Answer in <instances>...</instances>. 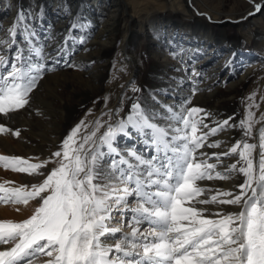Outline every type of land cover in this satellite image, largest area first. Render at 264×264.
Returning <instances> with one entry per match:
<instances>
[{
    "label": "snow or ice",
    "instance_id": "1",
    "mask_svg": "<svg viewBox=\"0 0 264 264\" xmlns=\"http://www.w3.org/2000/svg\"><path fill=\"white\" fill-rule=\"evenodd\" d=\"M261 8L255 4L256 12ZM32 19L19 12L7 37L0 38V114L4 117L28 105L45 72L54 70L60 58L67 64L75 45L84 43L83 36H73L74 30H87L88 22L79 15L52 52L46 51L49 43L40 42ZM35 19L42 20V13ZM199 75L193 68L191 76ZM162 91L167 94V89ZM196 91L193 81L191 95L178 106L162 104L163 112L134 101L124 118L117 108V119L111 122L110 109L101 113L108 120L89 122L93 130L82 137L81 129L89 125L81 120L60 150L43 162L0 155L4 169L36 178L19 187L0 183V202L38 205L21 222H0V245H12L0 250V264H35L38 256L50 258L44 264H264V127L258 129V174L253 161L257 144L247 139L237 140L227 151L200 152L198 157L208 138L226 129H242V137H251L253 113L234 124L229 123L234 117L214 120L216 126L209 128L205 119L210 113L187 107ZM201 125L208 131L198 135ZM11 131L0 123V133ZM12 134L21 133L17 129ZM135 137L140 139L139 148L118 142ZM220 146L219 140L207 143L208 148ZM233 154L239 158L225 165L222 158ZM213 157L215 162L210 163ZM49 162L53 167H47ZM237 173L246 178L235 186L238 192L217 188L215 194L205 196L212 189L199 182L229 180ZM198 205H233L239 211ZM126 214L130 231L125 230ZM143 224L147 227L141 231Z\"/></svg>",
    "mask_w": 264,
    "mask_h": 264
},
{
    "label": "bare ground",
    "instance_id": "2",
    "mask_svg": "<svg viewBox=\"0 0 264 264\" xmlns=\"http://www.w3.org/2000/svg\"><path fill=\"white\" fill-rule=\"evenodd\" d=\"M255 4L262 5L260 11L256 12ZM36 10L39 12L34 13ZM19 12L34 19L37 13H42V20L36 21L38 31H35L41 43H49L48 52L63 41L74 18L79 15L88 22L86 32L73 31L77 38L84 37V43L75 45L67 64L60 58L61 63L54 70L45 72L36 89L38 95L30 100L29 106L9 113L8 117L0 114V123L12 129L7 134L0 133V155L31 158V163L43 162L60 150L67 129L81 118L84 108L104 90L110 103L107 110H112L115 122V110H121L125 94L116 76L130 69L124 74L127 77L125 85L143 79L139 62L142 60L141 49L145 47L151 59L147 72L152 78L146 84L142 80L146 95L131 97L125 116L134 101L159 112L164 111L162 104L178 106L191 95L192 82L195 81L197 91L187 107H199L210 113L205 119L209 128L216 126L214 120L218 122L229 117H234L229 120L230 124L237 123L246 107L241 112L236 100L254 70L260 64L264 67V0H233L231 3L230 0H0V38L7 37V29L16 22ZM252 12L255 14L249 15ZM28 23L26 20L25 24ZM17 37L22 43L20 35ZM250 44L261 53L252 54ZM48 63L51 64L52 60ZM185 67L187 72L175 71ZM75 68L80 72H74ZM193 68L200 74L198 77L191 76ZM109 73H112V81L105 87ZM178 78L183 79L182 84L177 83ZM259 82L250 90L255 94L253 108L261 104L257 109L258 123L254 125L250 139L242 137V129H226L210 136L207 141L219 140L221 146L208 148L206 143L197 151L198 157L200 152L211 155L227 151L237 140L247 139V142L257 144L253 161L258 174V129L264 127V78ZM164 89H167V94L162 91ZM113 92H116L114 98L111 96ZM107 110L102 108L92 121L100 119L101 113ZM17 129L21 133L19 137L12 134ZM207 131L208 128L201 125L197 134ZM118 142L122 147L133 144L140 147L139 137L133 140L119 138ZM238 158V154H233L222 159L227 165L235 163ZM209 162H215V158ZM47 167L51 168L53 164L49 162ZM217 170H221V166L218 165ZM245 179L237 173L229 180L199 183L212 189V192L205 193V196H210L217 188L238 192L235 186ZM34 182L35 177L0 165V183L6 187ZM37 206L35 201H29L27 205L0 202V222H21L29 218ZM198 207L239 211L233 205ZM124 225L126 231L131 230L127 214ZM11 246L0 245V250ZM48 259L38 256L35 264H44Z\"/></svg>",
    "mask_w": 264,
    "mask_h": 264
},
{
    "label": "rangeland",
    "instance_id": "3",
    "mask_svg": "<svg viewBox=\"0 0 264 264\" xmlns=\"http://www.w3.org/2000/svg\"><path fill=\"white\" fill-rule=\"evenodd\" d=\"M233 0H230V3L232 2ZM36 12H39V11H34V13ZM33 19L30 21V23L34 26V29L36 31H38V26L36 24V19H34V17H32ZM29 22V21H28ZM73 36H76L77 37V33L74 32L73 33ZM18 39V37H17ZM71 45V46H70ZM251 47H252V51L253 53L252 54H260L261 52L256 48L254 47V45L250 44ZM71 47H72V41L69 40V44H68V48L69 50H71ZM148 50L145 48L141 49V61L139 62L140 65L139 67H141L143 69V73H142V77L143 79H140L138 80V82H128L127 85L126 84V75H124L125 73H128L130 69H126V71L124 70L122 72V74H118V76H116L118 80V85L120 87L123 88V94L124 96V99H123V104L121 106V110L119 112V117L120 118H124L125 117V111H126V107H127V104H128V101L131 97H141V96H145L146 95V90H145V87L143 85V82L142 80H144L145 84L151 80V76L148 75V72H147V68L149 67L150 63H151V59H150V56L148 55ZM255 52V53H254ZM204 53L201 55V58L203 57ZM62 59V58H61ZM254 61H257V60H254ZM74 72H80L79 68H75ZM109 78L107 79L106 81V86H108V83L109 81L111 82V78H112V73H109ZM262 75V76H261ZM264 67L263 65H259L255 70H254V73L253 75H251L250 79L248 80V82L244 85V88H242L243 90H241V94L240 96L237 98L236 102H237V106H238V109L242 112V109L244 107H246L245 109V112L243 114V117L242 119H245L247 117V113L249 111H251L253 113V128H254V125L257 122V118L259 116V111H257L258 108L261 107V104H257L256 106L258 108H253L252 106V102H253V97H254V93H252L250 90L253 88V85L255 84H259L260 82V79H263L264 77ZM141 78V76H140ZM259 80V81H258ZM258 82V83H257ZM38 86H39V83H38ZM37 86V87H38ZM36 87V89H37ZM120 88V89H122ZM133 88H136V89H139V91H133L132 89ZM36 89L30 94V100L32 98H34L35 96L38 95V93H36ZM254 92L257 94V90H254ZM35 93V94H34ZM116 92H113V94L111 95L112 98H114V94ZM32 96V97H31ZM108 98L107 96V91L104 90L102 91L101 93H99V95L97 96V98H95L94 100H92L83 110V112L81 113V118L78 119V121H76L71 127H69L66 131V134L64 136V139L66 138V136L69 134V132L77 125L80 123L81 120H84L85 121V124L86 125H89L87 128H82L81 129V132H80V137L86 135V134H89L91 133V131L93 130V125L92 124H89V122H93V117L95 115H97L101 110L102 108H104L105 110L109 109V105L110 103L107 101L106 103V99ZM30 100H29V103H30ZM27 106V105H26ZM29 106V105H28ZM102 107V108H101ZM30 109V108H29ZM92 110L91 113H89V110ZM108 111V110H107ZM105 111V112H107ZM258 114V115H257ZM101 120V123L103 124L104 121H107L108 120V117L107 116H101L100 118ZM259 120V119H258ZM111 122H114V116H112V121ZM107 125H105L104 127L100 128L99 132L97 133V138L99 137V135L101 134L102 130L104 131V128H106ZM253 128H252V131H253ZM63 139V140H64ZM79 139V137H78ZM247 139H250V137H247ZM151 153H149L150 155ZM131 200V199H130ZM146 227L142 226L140 229L141 231H143Z\"/></svg>",
    "mask_w": 264,
    "mask_h": 264
}]
</instances>
